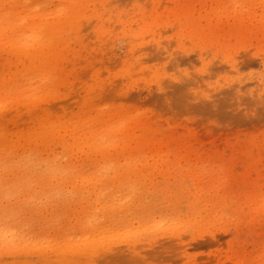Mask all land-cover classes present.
<instances>
[{
  "label": "rangeland",
  "instance_id": "374dc122",
  "mask_svg": "<svg viewBox=\"0 0 264 264\" xmlns=\"http://www.w3.org/2000/svg\"><path fill=\"white\" fill-rule=\"evenodd\" d=\"M32 4L28 74L0 5V264H264V0Z\"/></svg>",
  "mask_w": 264,
  "mask_h": 264
},
{
  "label": "bare ground",
  "instance_id": "6f19581e",
  "mask_svg": "<svg viewBox=\"0 0 264 264\" xmlns=\"http://www.w3.org/2000/svg\"><path fill=\"white\" fill-rule=\"evenodd\" d=\"M68 1V6L66 8V11H73V10H79L81 7L82 3L85 0H67ZM30 0H0V5L2 8L6 7L8 8V12L5 15H1L0 17L5 16V21L7 23V26L4 28V33L6 34V37L8 38V54L10 55L9 60L11 61L13 58L17 60L19 63L22 64L24 72L30 73V72H35V70L39 69L41 66H43L44 61L46 60L45 58H48L50 55L51 60L53 59L52 55L53 52L49 49V46H43L41 41L39 40V36L37 37V34L34 35V24L33 21L29 22L30 20H34L35 17H39L40 20L43 19V13H39L36 11L40 10L39 6L37 4H32L31 6ZM16 28H21L22 33L18 35L17 37H12V34H8L6 32L7 30H11V33ZM27 30L31 31L30 34H26ZM50 59V58H49ZM48 61H51L49 60ZM22 89H19L18 93L19 95L23 94ZM13 102L17 103L19 98H16L13 96ZM32 104V103H30ZM38 106L40 111H42V115H38L36 113V119L39 125V130L42 131L44 126H46L47 122V116L49 113V108H46L43 106L41 103L35 104ZM42 128V129H41ZM53 131V137H59L60 136V130ZM38 132L37 134H39ZM64 135V134H63ZM35 140L37 138V135L34 136ZM30 139V138H28ZM27 139V140H28ZM33 139V138H32ZM34 140V139H33ZM62 144L63 145H68V139L65 138V136H62ZM69 145H71L69 143ZM162 222V220H160ZM163 223V222H162ZM158 224V225H157ZM155 224L156 226H159L160 222ZM167 224V223H166ZM154 225V224H153ZM151 227H154V226ZM162 225V224H160ZM150 226V225H149ZM148 226V229L151 227ZM156 226L154 228H156ZM158 228V227H157ZM161 228V226H160ZM146 229V228H145ZM161 230V229H160ZM153 231V230H151ZM157 231V230H156ZM160 232V231H159ZM13 231H4L1 233V239L0 243L2 245H6L4 242L9 239H6L7 235H13ZM12 237V236H11ZM4 243V244H3Z\"/></svg>",
  "mask_w": 264,
  "mask_h": 264
}]
</instances>
